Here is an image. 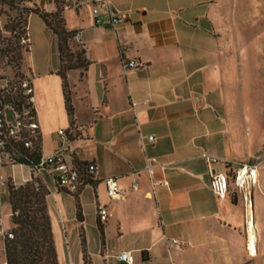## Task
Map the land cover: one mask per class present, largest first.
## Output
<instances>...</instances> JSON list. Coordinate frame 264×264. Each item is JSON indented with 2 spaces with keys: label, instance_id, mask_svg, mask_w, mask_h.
I'll return each mask as SVG.
<instances>
[{
  "label": "crops",
  "instance_id": "0c3cea01",
  "mask_svg": "<svg viewBox=\"0 0 264 264\" xmlns=\"http://www.w3.org/2000/svg\"><path fill=\"white\" fill-rule=\"evenodd\" d=\"M24 1L46 17L59 12L65 30L80 33L76 44L88 63L66 76L70 118L59 61L39 74L27 56L40 156L62 148L71 165L97 167L91 183L76 192L57 189L47 172L41 177L50 227V214L63 227L64 248L51 229L58 264H116L114 255L123 250L133 253L134 264H264V0ZM96 5L105 18L113 11L124 22L96 25ZM124 60L143 66L124 73ZM59 130L66 132L65 142ZM149 135L155 143L147 142ZM258 155L250 206L232 180L225 198L213 194L205 156L227 164H214L212 172L232 175L239 164H255ZM147 157L157 159L150 173L143 170ZM2 174L21 181L28 170L14 166ZM108 177L117 178L122 199L109 200ZM133 180L137 191L131 190ZM3 195L10 218L6 224L1 200L0 219L11 230L7 189ZM98 204L111 213L102 224ZM170 238L187 245L174 249L166 244Z\"/></svg>",
  "mask_w": 264,
  "mask_h": 264
},
{
  "label": "built area",
  "instance_id": "2783aa9c",
  "mask_svg": "<svg viewBox=\"0 0 264 264\" xmlns=\"http://www.w3.org/2000/svg\"><path fill=\"white\" fill-rule=\"evenodd\" d=\"M75 6H80L76 1ZM99 5L92 10L95 24L116 28L124 22L122 14L110 11L108 18L99 12ZM27 6L24 0H0V168L2 166L24 167L28 170V177L21 181L14 178L7 179L0 173V205L5 189L12 187L18 189L26 185L34 191L42 189L41 177L47 172L53 178L57 189H65L76 192L79 188L88 185L93 180L96 165L87 164L71 165L67 157L68 151L59 149L51 155L34 159L33 146L40 142V126L36 108V95L33 85L32 68L27 63L30 55L31 37L29 30V18L31 13L26 12ZM73 41L80 43V33L73 34ZM85 55V54H84ZM85 57H87L85 55ZM143 64L136 60L122 61L121 67L124 73L141 68ZM58 136L63 142L67 140L66 132L59 130ZM148 143H155V137H146ZM205 161L210 175V189L218 198H225L228 194V182L243 192L246 203L247 193L256 184V168L261 164V157L256 156L255 164H239L232 175L225 170L212 172L214 164L223 163L219 159L205 156ZM157 163L155 157H147L143 170L150 173ZM8 164V165H6ZM106 194L110 201L120 200L124 194L118 186L116 177H108L103 180ZM131 190L137 191L138 184L133 180ZM152 195V194H151ZM152 197V196H150ZM250 205V203H249ZM111 217L107 207L102 204L97 206V218L102 224ZM0 236L4 240L14 239L11 230H6L0 219ZM166 244L174 249H180L187 245L186 242L177 239H166ZM116 264H134V255L131 251L123 250L114 255ZM0 264H7L5 259Z\"/></svg>",
  "mask_w": 264,
  "mask_h": 264
},
{
  "label": "trees",
  "instance_id": "16d2710c",
  "mask_svg": "<svg viewBox=\"0 0 264 264\" xmlns=\"http://www.w3.org/2000/svg\"><path fill=\"white\" fill-rule=\"evenodd\" d=\"M33 13L39 14L38 12ZM40 17L46 29L50 30L57 38L59 61L57 75L62 79L65 108L71 118L73 108L66 76L69 72L77 69L85 70L88 63L84 58L83 49H79L73 41L74 32L66 31L59 22L51 24L49 19L56 18L57 13L53 14L51 18L44 15H40ZM40 151L39 142L33 146L34 159H39ZM78 165L81 166V164ZM46 195L45 191L36 192L29 185L18 189L7 188L8 201L12 211L11 231L14 234V239L4 240V256L7 264H58L46 210ZM77 216L81 218L79 205H77ZM99 229L101 230L100 226ZM83 244L84 240L82 239Z\"/></svg>",
  "mask_w": 264,
  "mask_h": 264
},
{
  "label": "rangeland",
  "instance_id": "374dc122",
  "mask_svg": "<svg viewBox=\"0 0 264 264\" xmlns=\"http://www.w3.org/2000/svg\"><path fill=\"white\" fill-rule=\"evenodd\" d=\"M56 2L57 4H59V2H63V0H56ZM26 12H30V13L38 12L40 15H42L38 10L32 7H29V6L27 7ZM49 20L51 24L53 25L56 22H59V24L62 27H64L59 12L57 13L56 18L49 19ZM247 29L249 30L250 26L247 27ZM29 30H30L29 32H30V37H31V48H30L31 52H30V55H28V57H29V63L33 67L35 72L41 74L43 72H46L48 69L57 67L58 58H57V52H56L57 50L56 49V39L54 36H48L46 34L47 30L45 29V24L42 21V19H40L39 16L35 14L30 15ZM232 43H233V40H232ZM263 104L264 102H262V106ZM263 111H264V106H263L262 112ZM9 169H12V168L10 166H7L5 169L0 168V173L2 174L4 171H7ZM4 177H6V175ZM62 196H63L62 197L63 199L69 198V197H65L64 195ZM2 202H3V213L5 215V222L6 224H8V221L10 218V208H9L5 195L2 196ZM55 216L56 215H54V217ZM50 217L52 219L51 229L53 232V238L55 240V243H61V246L64 248V243H62V241L64 240L63 227L61 223H59L57 218H54L53 216H51V214H50ZM4 259H5V256L3 255V252H1L0 262H3Z\"/></svg>",
  "mask_w": 264,
  "mask_h": 264
},
{
  "label": "bare ground",
  "instance_id": "6f19581e",
  "mask_svg": "<svg viewBox=\"0 0 264 264\" xmlns=\"http://www.w3.org/2000/svg\"><path fill=\"white\" fill-rule=\"evenodd\" d=\"M256 176V175H254ZM249 205V203H248ZM250 206V205H249ZM248 206V211L249 214L251 215V210L250 207ZM248 236H249V243H250V252L251 254L255 253V249H254V245H255V231L253 229V225H252V221L250 219L249 223H248Z\"/></svg>",
  "mask_w": 264,
  "mask_h": 264
}]
</instances>
